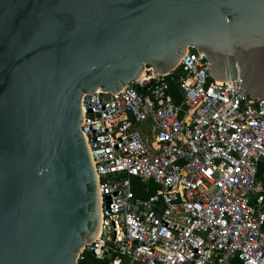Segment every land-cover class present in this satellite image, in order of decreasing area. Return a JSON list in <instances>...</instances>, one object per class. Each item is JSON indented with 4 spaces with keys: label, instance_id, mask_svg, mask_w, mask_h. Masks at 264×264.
<instances>
[{
    "label": "water",
    "instance_id": "1",
    "mask_svg": "<svg viewBox=\"0 0 264 264\" xmlns=\"http://www.w3.org/2000/svg\"><path fill=\"white\" fill-rule=\"evenodd\" d=\"M190 48L264 99V0H0V264H77L102 226L84 97Z\"/></svg>",
    "mask_w": 264,
    "mask_h": 264
},
{
    "label": "built area",
    "instance_id": "2",
    "mask_svg": "<svg viewBox=\"0 0 264 264\" xmlns=\"http://www.w3.org/2000/svg\"><path fill=\"white\" fill-rule=\"evenodd\" d=\"M208 63L190 48L166 76L147 65L84 97L102 226L77 264H264V99Z\"/></svg>",
    "mask_w": 264,
    "mask_h": 264
},
{
    "label": "trees",
    "instance_id": "3",
    "mask_svg": "<svg viewBox=\"0 0 264 264\" xmlns=\"http://www.w3.org/2000/svg\"><path fill=\"white\" fill-rule=\"evenodd\" d=\"M88 262H89V264H98V262L93 258H89Z\"/></svg>",
    "mask_w": 264,
    "mask_h": 264
}]
</instances>
